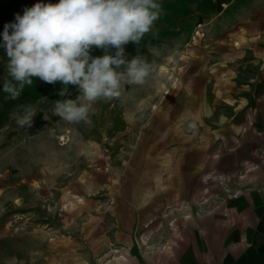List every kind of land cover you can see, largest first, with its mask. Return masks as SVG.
<instances>
[{
	"label": "crops",
	"instance_id": "0c3cea01",
	"mask_svg": "<svg viewBox=\"0 0 264 264\" xmlns=\"http://www.w3.org/2000/svg\"><path fill=\"white\" fill-rule=\"evenodd\" d=\"M261 13L223 31L215 24L203 46L194 45L181 66L191 74L188 95L171 100L172 119L157 125L160 144L135 150V190L130 184L116 194L97 222L84 225L83 240L53 241L51 264H264ZM241 171L263 174L262 182L217 199L223 190L211 174Z\"/></svg>",
	"mask_w": 264,
	"mask_h": 264
},
{
	"label": "rangeland",
	"instance_id": "374dc122",
	"mask_svg": "<svg viewBox=\"0 0 264 264\" xmlns=\"http://www.w3.org/2000/svg\"><path fill=\"white\" fill-rule=\"evenodd\" d=\"M8 1L0 0V6ZM212 8L200 0L189 15L168 13L169 22H155L142 43L125 47L129 59L139 55L154 64L155 71L143 85H125L120 98L97 101L90 125L70 124L54 114L55 101L79 95L76 85H68L61 96L64 86L57 82L44 96L11 112L33 105L36 116L46 121L42 127L21 128L11 113L0 120V264H51L53 241L76 236L83 240L84 225L97 222L100 212L117 202L116 194L130 184L135 190V150L159 143L157 125L172 119L171 100L188 95L191 74L181 72V66L188 65L185 56L194 52L195 44L203 46L202 38L211 35L215 24L223 31L241 15L260 17L264 0H231L221 10ZM5 75L0 68V83ZM211 176L212 186L223 190L213 195L222 199L227 191L261 183L263 174Z\"/></svg>",
	"mask_w": 264,
	"mask_h": 264
},
{
	"label": "clouds",
	"instance_id": "9594fccd",
	"mask_svg": "<svg viewBox=\"0 0 264 264\" xmlns=\"http://www.w3.org/2000/svg\"><path fill=\"white\" fill-rule=\"evenodd\" d=\"M162 13L160 0H41L25 8L4 25L5 99H18L33 77L61 82V96L76 85L79 95L55 101L53 112L67 123L90 125L97 101L120 98L125 85H143L155 71L139 55L129 59L125 45H139ZM94 46L105 54L93 57ZM20 107L11 118L21 128L32 127L36 107Z\"/></svg>",
	"mask_w": 264,
	"mask_h": 264
},
{
	"label": "trees",
	"instance_id": "16d2710c",
	"mask_svg": "<svg viewBox=\"0 0 264 264\" xmlns=\"http://www.w3.org/2000/svg\"><path fill=\"white\" fill-rule=\"evenodd\" d=\"M175 2H169V0H160V3L163 7V13L160 18L156 22H169L171 20L170 15L171 13L173 17H181L189 15L193 12L192 5L194 3H199L200 0H174ZM231 0H201L202 3H212L213 8L215 10H221L223 8L224 2H230ZM41 2V0H9L0 6V54H1V61H0V68L5 71V63L7 61L6 50L3 46V31L4 25L6 23H12L15 21L16 14L19 13L23 15L25 8H29L34 4ZM44 3H56V0H43ZM202 20V19H201ZM198 23H201L198 22ZM172 24V22L170 23ZM11 31V30H10ZM142 43V41H141ZM133 42H129L125 45L127 48L133 47ZM112 53L114 48L109 49ZM104 50L101 48L93 47L91 49V55L95 56H102L104 55ZM6 72V71H5ZM3 83H0V120L8 116L13 110V108L25 102H30L39 99L40 97L44 96L49 90L50 86L53 83H46L42 81L38 77H33L32 85H26L24 90L22 91L20 97L16 100L5 99L7 93L3 91ZM59 85L64 86L61 82H57ZM71 85V84H70ZM118 118L115 120V126L118 125ZM46 121L42 118V115L39 114L33 119V125L27 129H37L42 127Z\"/></svg>",
	"mask_w": 264,
	"mask_h": 264
}]
</instances>
